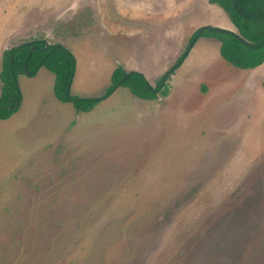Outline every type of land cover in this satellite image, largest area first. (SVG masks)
Here are the masks:
<instances>
[{
  "label": "rangeland",
  "instance_id": "374dc122",
  "mask_svg": "<svg viewBox=\"0 0 264 264\" xmlns=\"http://www.w3.org/2000/svg\"><path fill=\"white\" fill-rule=\"evenodd\" d=\"M203 27L238 33L209 0H0V72L7 49L45 40L74 54L73 96L118 68L162 84L84 112L48 69L19 76L0 120V264H264V63L231 65L219 35L194 40Z\"/></svg>",
  "mask_w": 264,
  "mask_h": 264
},
{
  "label": "trees",
  "instance_id": "16d2710c",
  "mask_svg": "<svg viewBox=\"0 0 264 264\" xmlns=\"http://www.w3.org/2000/svg\"><path fill=\"white\" fill-rule=\"evenodd\" d=\"M209 1L226 11L238 33L203 27L194 36V40H198L205 32L211 31L219 35L220 53L231 65L240 69H255L261 66L264 63V0ZM190 49L191 46L178 63L169 70L168 76L181 65ZM76 65V58L69 49L61 44H48L45 40H34L7 49L3 54L0 72L2 83L0 120L9 119L18 111L22 103L18 85L19 76H35L41 68H46L54 74L56 98L60 102L71 103L77 110L84 112L91 111L119 86L129 87L138 97L151 100L158 97L162 88L161 83L156 87L151 86L140 73H127L118 68L112 73L111 85L100 96L94 98L73 96L71 86Z\"/></svg>",
  "mask_w": 264,
  "mask_h": 264
}]
</instances>
